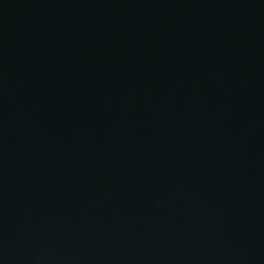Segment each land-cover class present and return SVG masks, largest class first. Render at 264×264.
Returning a JSON list of instances; mask_svg holds the SVG:
<instances>
[{"label":"water","instance_id":"95a60500","mask_svg":"<svg viewBox=\"0 0 264 264\" xmlns=\"http://www.w3.org/2000/svg\"><path fill=\"white\" fill-rule=\"evenodd\" d=\"M0 264H264V0H0Z\"/></svg>","mask_w":264,"mask_h":264}]
</instances>
